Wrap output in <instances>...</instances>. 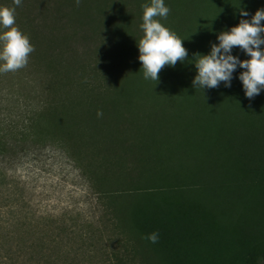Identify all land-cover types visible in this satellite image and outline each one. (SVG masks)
<instances>
[{
  "label": "trees",
  "instance_id": "16d2710c",
  "mask_svg": "<svg viewBox=\"0 0 264 264\" xmlns=\"http://www.w3.org/2000/svg\"><path fill=\"white\" fill-rule=\"evenodd\" d=\"M164 3L170 9L165 23L184 28L192 26L201 0ZM144 4L151 0H81L79 6L75 0H22L21 6L0 0V6L16 7V23L35 48L25 68L0 73V264H264V88L252 99L238 94L227 100L240 103L242 113L237 128L226 122L224 138L215 141L217 152L224 145L234 149L238 169L216 153L221 167L197 169L179 186L173 185L177 177L157 183L167 174L156 168L162 160L142 152L162 123L130 115L159 109L160 100L101 91L114 86V61L139 50ZM225 5L233 10L212 24L231 29L242 18L251 20L264 0H223L224 11ZM240 9L249 15L242 17ZM126 27L138 33L125 39ZM232 50L250 59L239 47ZM192 71L175 69L169 85L192 86ZM196 97L198 113L209 100ZM189 118L185 126L191 127L203 117ZM45 141L88 161L86 171L109 206L103 218H54L28 204L6 163ZM124 161L131 165L127 186L103 189L101 173ZM153 232L159 234L156 243L145 239Z\"/></svg>",
  "mask_w": 264,
  "mask_h": 264
},
{
  "label": "rangeland",
  "instance_id": "374dc122",
  "mask_svg": "<svg viewBox=\"0 0 264 264\" xmlns=\"http://www.w3.org/2000/svg\"><path fill=\"white\" fill-rule=\"evenodd\" d=\"M222 6L223 0H201L200 8L192 18V26L184 28H173L165 23L166 19L157 18L183 39L182 43L188 51V58L183 62L178 61L174 67L166 65L159 73V80L156 82L144 79L139 50H134L122 61H114L115 68L119 67L115 69L117 72H113L114 86L101 90L107 93L140 95L141 99L149 95L146 98L150 101L160 100L156 103L160 106L159 109L144 107L137 109L136 115H130L147 122L158 119L159 126L162 123V131L156 135L155 139L147 140L150 145L142 150L147 155L161 158L162 161L156 168L167 173L158 179L157 183L161 186L169 184V181L175 179L174 177H177L173 183L174 186L185 184L188 181L186 179L198 175L197 169L200 168L207 172L215 171L222 164L216 159V153L231 167L238 169L234 149L224 145L217 152L216 141L224 138L226 122L235 128L238 126L236 116L242 113L241 104L227 102V100L230 96L245 94L243 83L239 79L244 69L237 66L230 87H226L223 82L216 88L201 89L199 86H193L194 77L197 75L194 62L198 58L194 55L210 53L209 42L214 41L218 44L219 33L230 31V28L223 26L222 22L218 25L212 24L217 16L227 17L233 10L225 5L224 11ZM181 15L184 16L183 13ZM186 17L189 18L190 15ZM133 33L137 34L138 29L126 27L121 30V36L125 39H130ZM181 66L194 69L190 74L192 84L190 87L183 86V81L175 86L169 85L174 84L172 82L175 81L171 73ZM197 95L207 96L209 100L208 103L202 102L199 109L206 108L199 110L198 113L193 111ZM144 103L148 105L147 102ZM195 113L203 118H200L195 126H185L190 121L189 117H194ZM182 133L188 134V137L183 136ZM87 163L88 161L83 157L76 156L70 147L45 141L44 145L21 153L12 163H6V167L10 175L20 180L28 204L37 214H49L54 218L77 216L83 220H97L104 217L109 206L105 204V198L98 192L99 188L94 185V180L86 171ZM130 167L131 165L124 161L121 166L116 165L111 174L102 172L99 182L103 189L109 188L111 184L114 187L116 184L118 188H125L127 184H124V177ZM233 251L234 249H231L228 253Z\"/></svg>",
  "mask_w": 264,
  "mask_h": 264
},
{
  "label": "clouds",
  "instance_id": "9594fccd",
  "mask_svg": "<svg viewBox=\"0 0 264 264\" xmlns=\"http://www.w3.org/2000/svg\"><path fill=\"white\" fill-rule=\"evenodd\" d=\"M79 6L81 0H75ZM15 6H21L22 0H13ZM143 23L141 28L144 35L138 42L139 60L143 68L144 79L159 80V73L167 65L174 67L178 61L188 58V51L184 47L177 33L166 27L160 19H166L170 11L164 0H151V4L142 5ZM240 15L249 14L240 9ZM264 8L257 9L251 20L241 19L239 24L231 27L230 31H222L217 39L218 44H212L210 53H196L195 67L197 75L193 86L201 89L216 88L221 82L226 87L231 86L233 73L237 66L244 69L239 75L243 83L245 95L252 99L259 95L264 88ZM0 73L16 72L25 68L30 54L35 50L28 34L23 32L16 23V7L0 6ZM239 47L250 59L240 60L232 55V49ZM98 117L103 112L98 110ZM158 232L145 237L152 243L158 241Z\"/></svg>",
  "mask_w": 264,
  "mask_h": 264
}]
</instances>
